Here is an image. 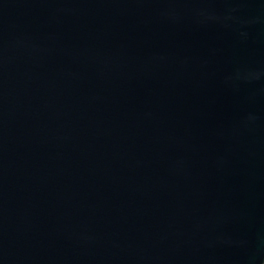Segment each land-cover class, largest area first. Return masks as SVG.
Listing matches in <instances>:
<instances>
[{
	"label": "water",
	"instance_id": "obj_1",
	"mask_svg": "<svg viewBox=\"0 0 264 264\" xmlns=\"http://www.w3.org/2000/svg\"><path fill=\"white\" fill-rule=\"evenodd\" d=\"M0 264H264V0H0Z\"/></svg>",
	"mask_w": 264,
	"mask_h": 264
}]
</instances>
